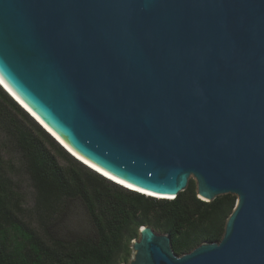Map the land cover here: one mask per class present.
Returning <instances> with one entry per match:
<instances>
[{
  "label": "water",
  "instance_id": "water-1",
  "mask_svg": "<svg viewBox=\"0 0 264 264\" xmlns=\"http://www.w3.org/2000/svg\"><path fill=\"white\" fill-rule=\"evenodd\" d=\"M0 77L130 186L235 196L218 241L141 225L126 264H264V0H0Z\"/></svg>",
  "mask_w": 264,
  "mask_h": 264
},
{
  "label": "trees",
  "instance_id": "trees-1",
  "mask_svg": "<svg viewBox=\"0 0 264 264\" xmlns=\"http://www.w3.org/2000/svg\"><path fill=\"white\" fill-rule=\"evenodd\" d=\"M4 90L2 114L26 122L7 116L36 189L43 234L20 220L17 200L0 181V264H121L141 225L169 234L176 255L220 239L234 195L201 200L192 179L172 199L128 190L70 155Z\"/></svg>",
  "mask_w": 264,
  "mask_h": 264
},
{
  "label": "rangeland",
  "instance_id": "rangeland-1",
  "mask_svg": "<svg viewBox=\"0 0 264 264\" xmlns=\"http://www.w3.org/2000/svg\"><path fill=\"white\" fill-rule=\"evenodd\" d=\"M0 87L2 88V86ZM11 98L14 100L13 97ZM1 107L2 106H0V181H2L3 184H5V186L7 187V189L11 191L14 198V202H16L17 200L16 203H18L19 209H16L15 212L17 216L20 218V220L24 224L35 230L37 233L43 234L42 227L40 224L39 214L35 209V200L37 196L36 189L33 185V181L29 177L28 171L26 169V162L22 156V153L19 151L17 147L16 139L14 135H12L10 132L11 121L10 119H8L7 116L9 115L12 120L24 126H26L25 124L26 122L19 115L15 114L13 111L10 110H8V115L6 114L7 116L3 115ZM20 107L22 108V106ZM22 109L25 112H27L24 108ZM28 115L31 116L29 113ZM31 118L34 119L32 116ZM45 131L47 132V130ZM47 133L54 138L52 134H50L49 132ZM55 140L65 149V147L61 144V142H59L57 139ZM88 167L91 168V166ZM153 231L157 234L162 233L158 229H153ZM133 239L137 240L138 234ZM130 258H131V249H130V256L128 261L130 260ZM122 263L126 264L128 262H122Z\"/></svg>",
  "mask_w": 264,
  "mask_h": 264
},
{
  "label": "bare ground",
  "instance_id": "bare-ground-1",
  "mask_svg": "<svg viewBox=\"0 0 264 264\" xmlns=\"http://www.w3.org/2000/svg\"><path fill=\"white\" fill-rule=\"evenodd\" d=\"M0 83H2V85L5 87V89L8 91V93L23 107L25 108V110L30 113V115L45 129L47 130V132H49L50 134H52L54 136L55 139H57L59 142H61V144L68 150L70 151L74 156H76L77 160L79 159L80 162L82 163H86L88 164L87 166H91V168H93L94 170L98 171L97 173L102 174L105 178L107 179H114L115 181H117L118 183H122L123 185L131 188L134 191H138L139 193L142 194H146L148 196L152 195L150 192H147L145 190H140V189H136V187H132L130 186V184L122 181L121 179L111 175L110 173L106 172L105 170L101 169L100 167H98L97 165H95L94 163L90 162L89 160L85 159L84 157H82L81 155H79L77 152H75L61 137H59L50 127H48L13 91L12 89L3 81V79H1L0 77ZM1 86V85H0ZM2 89H4L2 87ZM85 164V165H86ZM107 176V177H106ZM155 196V195H154ZM162 196V195H161ZM160 195L158 197H161ZM162 197H167V196H162Z\"/></svg>",
  "mask_w": 264,
  "mask_h": 264
},
{
  "label": "clouds",
  "instance_id": "clouds-1",
  "mask_svg": "<svg viewBox=\"0 0 264 264\" xmlns=\"http://www.w3.org/2000/svg\"><path fill=\"white\" fill-rule=\"evenodd\" d=\"M69 153V152H68ZM70 154V153H69ZM102 176V175H101ZM127 189V188H126ZM129 190V189H128ZM132 191V190H131ZM136 192V191H135Z\"/></svg>",
  "mask_w": 264,
  "mask_h": 264
}]
</instances>
